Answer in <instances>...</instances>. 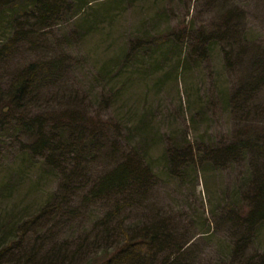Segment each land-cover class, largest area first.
<instances>
[{
	"label": "rangeland",
	"instance_id": "rangeland-1",
	"mask_svg": "<svg viewBox=\"0 0 264 264\" xmlns=\"http://www.w3.org/2000/svg\"><path fill=\"white\" fill-rule=\"evenodd\" d=\"M44 1L47 0H40L29 11L33 10L38 16ZM58 1L65 2L61 15L42 24H38L37 19H30L31 25H35L31 29L38 31V35L27 40L16 37L15 30L0 23V41L2 44L10 42L14 51L10 59L0 61V93L30 62L60 58L64 69L58 70L59 74L47 83L41 82L35 91L40 102L48 105V111L55 106L50 97L78 91L77 96L84 101L81 107H84L86 116L123 122L125 139L120 148L122 153L125 151L127 154L134 147L131 128L134 130V122L145 108L152 111L156 119L154 126L162 131L170 132L172 128L184 130L188 126L189 132L195 136L207 133L206 141L220 144L224 142L223 138L231 140L233 135L247 128L264 139V0ZM12 2L9 9L13 7L21 13L19 10L31 4L32 0ZM1 11L0 17L3 16ZM148 29L164 32L163 35L183 29L182 37L186 43L184 56L199 46V40L204 36L215 35L221 39L210 48L207 59L200 64L176 68L177 57L169 59L163 55L146 69L133 68L130 63L127 75L120 74L115 82L106 78L107 65H117L111 70L114 75L118 73L123 62L118 60L117 63L115 58L124 53L125 56L132 55L134 41L138 36L146 37L148 34L143 35V32ZM178 76L181 81H177ZM105 79V91L120 93H116L115 102L109 108L102 110L98 105ZM82 95L85 96L80 97ZM238 97L241 99V110L236 108ZM231 98L233 103L229 101ZM2 105L3 102H0V107ZM242 107L245 112L249 111L244 114ZM192 115L198 117V122L189 125ZM244 117L248 121H244ZM27 138L17 126L9 128L0 120V191L3 190L0 193V217L9 214L13 218H23L36 214L58 186L59 177L46 172L39 163L33 165L20 154L21 141ZM112 142L113 138H105L93 148L95 153L90 157L93 159L89 164L90 178L113 169L125 156L120 154L122 157L115 160L106 159ZM251 158L248 153L243 162L230 164L217 178L213 189L210 186L209 192L203 189L202 183L194 192L191 184L164 177L155 186L152 198L146 200L141 208L134 210V206H127L118 209L113 221L124 220L129 224L162 208L175 214L179 234L198 233L202 220L197 217V207L202 212L209 211L211 206L208 201L211 198L215 197L217 203V198L224 196L222 191H232L235 183H239L246 173ZM84 193L85 190H80L71 206L58 216L64 217L54 230L55 240H76L114 209L119 202H116L117 199L129 198L126 193L118 198L113 195L76 211L80 209L78 202L84 199ZM51 226L45 224L42 229L46 231ZM225 228L223 225L220 233L208 237L197 234L200 238L194 241L191 254L194 264H221L222 256L218 252L224 247L223 237L226 234L222 230ZM259 246L264 248V240L259 242ZM189 259L185 260L186 263Z\"/></svg>",
	"mask_w": 264,
	"mask_h": 264
},
{
	"label": "trees",
	"instance_id": "trees-1",
	"mask_svg": "<svg viewBox=\"0 0 264 264\" xmlns=\"http://www.w3.org/2000/svg\"><path fill=\"white\" fill-rule=\"evenodd\" d=\"M12 1L0 0L3 15L0 23L15 30L16 37L26 40L38 35V31H32L31 27L35 25H31L30 19H37L38 24L49 23L61 15L65 4L58 0L44 1L36 16L33 10H29L40 0L24 5L19 10L21 13L13 7L9 9ZM183 32V29L180 32L172 30L163 35L164 32L144 31L143 35H148L138 36L134 41V55L125 56L124 53L116 57L115 61L123 62V66L114 75L111 69L117 65H107L108 71L104 76L115 82L120 74L127 75L130 63L133 68L146 69L163 55L169 59L177 57L176 68L200 64L207 59L210 48L221 39L215 35L204 36L199 40V46L184 56L186 43ZM13 52L10 42L2 44L0 41V61L10 59ZM62 65L60 58L32 61L19 70L0 93V102H3L1 122L9 128L17 126L19 132L28 137L21 141L20 154L33 165L39 163L46 172L59 177L52 197L41 205L36 214L23 218H13L9 214L0 217V264H194L195 259L191 256L194 241L220 233L223 225L226 226L222 230L226 234L224 247L218 252L222 256L221 264H264V248L259 246V242L264 240L263 138L244 128L231 140L225 137L224 142L216 144L215 141H206L207 133L198 136L190 133L188 126L184 130L172 128L170 132L162 131L154 126L156 119L152 111L145 108L134 122V130L131 128L134 147L129 153H122L120 148L125 139L123 122L86 116L84 107H81L84 101L77 96L78 91L50 97L55 106L46 111L48 105L40 102L35 91L41 82L45 84L57 76L58 70L64 69ZM177 81H181V77L178 76ZM106 86L105 79L98 105L102 110L109 108L115 102L116 93H120L105 91ZM240 97L236 108H240ZM60 99L62 101H57ZM229 101L233 103L232 98ZM242 108L244 114L249 111ZM246 117L244 121H248ZM197 118L192 115L189 125L197 123ZM105 138H113L106 159L115 160L122 157L120 154L125 156L113 169L92 179L89 177V164L93 161L90 157L95 153L93 148ZM248 153L252 158L234 189L222 191L224 196L218 197L217 203L215 197L211 198L209 211L202 212L197 207V217L202 220L198 233L179 234L175 214L162 208L129 224L124 220L113 221L118 209L127 206H134V210L141 208L146 200L152 198L155 186L164 177L189 183L194 192L202 183L203 189L209 192L210 186L213 189L224 170L230 164L243 162ZM80 190H85V195L78 202L80 209L76 211L113 195L118 198L126 193L129 198L117 199L116 207L76 240L56 241L54 230L64 217L58 216L71 206ZM208 195L211 197L210 193ZM45 224L52 226L44 231L42 226ZM197 234L201 236L197 238ZM52 240L55 241L49 245ZM188 259L189 263H186Z\"/></svg>",
	"mask_w": 264,
	"mask_h": 264
}]
</instances>
